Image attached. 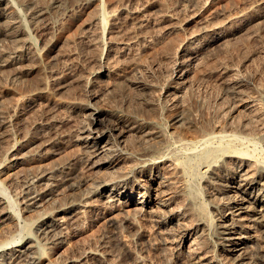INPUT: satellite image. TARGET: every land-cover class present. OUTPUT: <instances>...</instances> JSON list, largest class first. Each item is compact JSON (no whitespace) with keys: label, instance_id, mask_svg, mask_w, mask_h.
I'll return each instance as SVG.
<instances>
[{"label":"rangeland","instance_id":"374dc122","mask_svg":"<svg viewBox=\"0 0 264 264\" xmlns=\"http://www.w3.org/2000/svg\"><path fill=\"white\" fill-rule=\"evenodd\" d=\"M7 2L10 4L3 5L0 13L21 22L26 37L20 38L31 42L32 56L29 62L25 59L5 68L0 59V183L5 198L12 202L13 216L5 222L0 220V247H14L33 238L41 243V264H96L85 252L100 254L107 264H135V260H140L139 264H177L181 252L183 264H193L182 251L177 253L170 241L185 231L195 233V223L201 219L206 225L204 232H196L188 244L196 237L197 246L216 264L229 263L220 226L233 192L229 188L232 184H226L229 182L219 175L232 174L238 168L232 161L213 171L206 163L201 164L199 176L182 177L179 169L174 172L165 165L159 173L143 174L145 180L151 174L163 177L158 183L162 181V191L167 192L156 193L153 203L173 196L171 206L157 214L142 215L127 198L110 205L102 199L100 202L99 197L83 218L56 231L59 244L55 236L52 244L40 239L37 230L41 217L54 219L53 213L86 198L104 177L128 172L130 163L139 160L138 166L145 154L158 156L160 151L154 149L157 142L174 140L186 131L193 136H239L233 149H244L255 162L264 163V0ZM3 16L0 58L17 44L16 39L2 34L8 25ZM188 48L195 52H188ZM181 60L189 62L177 72ZM93 109L102 113L101 129L123 119L141 132L159 133L160 139L148 144L139 138L141 132L125 135L121 140H125L126 148L117 170L96 168L94 162L100 160L90 163L89 154L73 138L85 126H92ZM3 118L9 123L3 124ZM53 139V147L42 149ZM31 141L35 144L25 149L26 159L13 162L11 154ZM110 142L114 144V140ZM171 148L174 158L182 160L186 150L178 144ZM39 170L55 177L39 187L32 182ZM45 186L52 187L50 197L37 208L25 206L26 192L32 188L40 192ZM177 206L189 214L188 219L166 222L169 208ZM200 206H205L207 213L201 210V214ZM252 244L240 246L245 248L246 259L255 252Z\"/></svg>","mask_w":264,"mask_h":264},{"label":"bare ground","instance_id":"6f19581e","mask_svg":"<svg viewBox=\"0 0 264 264\" xmlns=\"http://www.w3.org/2000/svg\"><path fill=\"white\" fill-rule=\"evenodd\" d=\"M8 4H10V3L7 2V0H0V10H1V7L3 5L8 6ZM4 12H2V13H4ZM42 14L43 13L40 12L39 15H42ZM102 15L104 16V14H102ZM1 16H3V14L0 13V17ZM2 18H6L7 24H8V25L6 24L7 26L4 25L6 28L4 27L5 30L2 32V34L6 37L16 39L17 41L15 40V42L17 44H15L14 47H12V49H10L11 51H9V52L4 51L2 53V57L0 58V59H2L1 65L4 68L8 67V66H16L18 64H21L22 60L24 61L25 59H28V62H29L30 56H32V54H31L32 45L30 44L31 42L28 39L25 40V38H24L22 40V38H23L22 36L24 35L26 37V35H25V31L21 28L22 27V25H20L21 22L19 20L13 19V18H11V16L9 17L7 15H4ZM101 23H102V21H101ZM101 26L102 25H100V27ZM140 28H141V26H140ZM0 34H1V32H0ZM20 37H22V38H20ZM27 38H28V36H27ZM30 45H31V47H30ZM7 50H9V49H7ZM33 51L35 52V50H33ZM188 52L193 53L195 51H194V49L188 48ZM185 54H187V53H185ZM33 58L31 57V59H33ZM186 61L189 62L188 60H183V61L181 60V63L177 62L178 63L176 66V68H177L176 70H178L177 72L182 71L183 65H185V63H187ZM183 73L180 75L182 76ZM238 93L239 92H237V94ZM23 106H24V104H23ZM90 114L93 117L92 126L90 128L89 127L86 128V126H85L84 129L78 131V133L73 136L74 141L78 142L80 145H82V147L85 149V151L89 154L90 157H89L88 161L90 163L95 161V159H97V158H98V160H100V161H95L93 166H95L96 168H103L106 166L109 169H114V168H116V166H118L120 164V162H121L120 160H122V159H120V157H121L120 155L122 154V156H123L124 153H122V152H123V150H125L124 148H126L125 147L126 142H124L125 140H121V139H123V137L125 135L127 136L129 134L131 136L132 134H134V135L139 134V132H141V131H139L137 129V127L133 126L132 124H126V122L123 119H116L113 122H111L109 125L107 124L108 126H106L105 128L102 127V129H101L99 126H100L101 121H102L101 120L102 113L96 109H93ZM7 119L8 118H3L1 120L2 123L5 125L8 124L9 119L8 120ZM50 122H51V120H50ZM50 122H49V124H50ZM232 124H234V123H232ZM183 126H184V124H183ZM48 128H49V126H48ZM231 128H233V127H231ZM51 130L52 129L49 128L50 132H51ZM229 131H230V129H229ZM234 131H235V129H234ZM46 132H48V130ZM50 132H48L47 134H50ZM184 132L182 131L183 134H185V133L186 134L182 135L181 131H180V134L182 136H180V134H179L180 137H177V138L174 135L176 138L174 140H170L171 139L170 138L168 140L160 141V143L157 142V147L154 146L155 147L154 149H157L160 151V153H158V156L146 157V154L145 155L143 154L145 157L140 160L141 162L138 166H135V164L138 163L139 160H138V162L135 161L134 165H133V163H130V165H129L130 170L126 167L129 170L128 172L125 171V172H123V174H119V175L115 174V175H111V176L109 175V177H106V178L104 177V179H102L98 184H95L94 188L90 191V193H88L89 194V195H87L88 197L86 196V198L82 199L81 201H74V202L72 201L73 203L66 205L64 207H61L56 211V213H53V214H56L54 219H48L51 216L41 217L42 223L40 221H38L39 223H41V225L37 230V232H38L37 234H39L38 236H41L40 239H43L45 241H50L47 243L52 244V242L54 243L53 238L55 236V243L56 242L58 243L59 238L56 235V231L60 230V232H61V230H64L70 222L78 221L81 218H83V216L87 214L86 211H87L88 207L90 205L94 204L93 202H95L96 199L99 197H100L99 198L100 202H102V200H104L105 203H108L110 205H114L117 202L120 203L122 201V199L127 198L131 203L134 204L136 211H138L142 215L157 214L158 212L162 211L164 207L168 208L169 206H171V204L173 202V196L169 197L167 199L161 198L157 202L153 203V201L157 200L155 198L154 199L152 198L156 193H158V194L162 193V195H164V193L167 191H165V192L162 191V187H163V185H165L162 183V181H160L158 183V180L163 178V177L161 178L160 174H156V176H154V177L152 176L153 174H151L150 175L151 178L149 180L143 179V174H145L148 171L149 172L151 171V173H153L154 171L156 172L158 170L156 173H159V170L163 169L164 165H165L166 168H171V170H173V171L176 169H179L180 172L182 173V177H183V175L199 176L200 175L199 174V167L201 166V164L206 163L208 170L213 171L216 167H221V166H223L224 168L227 167L228 161L229 162L232 161V162L236 163L238 168L233 170L232 174H229V173H231V172H229L228 175L224 174L225 176L223 174L219 175L220 178L221 177L225 178L226 181L229 182L226 184H229V185L232 184L231 186H229V188L233 192V195H231L229 200H227V202H226V209H225L224 213L222 214V217L224 218V220L222 222V225L220 226V228H221L220 233H221V235L224 236L222 238V246H224V251L228 256L226 259H229V260H227V261H229V263H227V262L226 263L227 264H264V235L259 234V233L264 234V163H263V161H262V164H260L261 162H259V160H256L259 163L255 162L254 159H252V157L249 155V153H246L244 151V149H243L244 152L233 149L234 144L239 140V136H236V135H229L228 136V135H223V134H221L219 136L218 135H212L209 137L204 136V135L193 136L190 134L188 135L187 131L185 133ZM189 132H190V130H189ZM247 132L248 131H246V133ZM158 134L156 132L151 131V130L150 131L145 130V131L141 132V135H140L141 137H139V138L143 139L144 142L148 143L150 141H153V139H155V138L160 139L161 135L159 136ZM160 134H162V133H160ZM58 136H60V135L58 134ZM53 137H55V136H53ZM49 140H51V139H49ZM111 140H114L113 145H111V142H110ZM132 141H135V140H132ZM27 142H29V141H27ZM46 143H48V142H46ZM33 144H35V142L31 141L29 144H26V145L24 144L23 146H21L22 147L21 149L19 147L18 152H16V153L14 152L13 154L10 153L12 155L11 156L12 159L11 158L10 159L15 163L24 161V159H26L25 158L26 156L24 153L25 149L29 148V146H32ZM54 144H55V142L53 139V141H50L47 145H44V147L43 148L41 147V148L44 149L45 147L47 148V146H50V145H52L50 147H53ZM173 144H178L182 149L186 150L184 157H182V160L180 159L181 161L179 159L174 158L175 152H174V149L171 148ZM39 146H40V144H39ZM41 146H43V145H41ZM34 148H36V147H34ZM39 149H40V147H39ZM149 152L150 151H148L147 154H149ZM150 155H152V154H150ZM219 161L221 162V164L218 165L217 163H219ZM168 163H170V164L167 165ZM116 170H117V168H116ZM164 170H165V168H164ZM244 170H246L245 173L243 172ZM67 171H68V169H67ZM53 173H54V171H53ZM215 174L216 173H214V175ZM218 174H220V173H218ZM51 176L55 177V175H53V174L51 175L50 172L47 173V171H45V170L40 171L34 176V178H32L33 179L32 182H36L37 185L40 187V186H42L41 184L43 182L46 184V181H45L46 179H48L49 181L52 180ZM60 177H61V175H60ZM211 177H213V176H211ZM70 179H72V178H70ZM214 182H215V180H214ZM157 183H158V185H157ZM45 184H43V185H45ZM32 186H33V183L31 184V187ZM44 188H46V186ZM49 188H46L44 190H40V192L36 191L33 188L31 190L27 191L26 197L24 196L25 197L24 199L26 200V202H25V200L23 201V202H25V206H27L29 208H31V207L37 208V207L41 206L42 203L44 202V200L49 198L51 195L50 191L52 189H49ZM227 189H228V187H227ZM224 190H225V188H224ZM137 193H139L138 194L139 196L136 195ZM5 196H6L5 189H4L3 185L0 183V220H2L4 222L7 220H11L13 217V216H11V213H10V208H12V202L9 201L8 199H6ZM185 196H183V197H185ZM94 199H95V201H93ZM179 199H180V197H179ZM183 200H185V199L183 198ZM182 204H183V202H182ZM193 204H194V202H193ZM202 204H203V202H202ZM187 205H188V203H187ZM174 206H175V203H174ZM192 206H190V207H192ZM179 207L177 206V208H175V207L169 208L168 216H167V219L165 220L166 222L173 223V222L178 221V223H179L181 221V223H182V220L188 219L189 214H187L186 212H183L185 210L183 208H179ZM204 207L200 206L199 212H201V210H202V212H203V210H206L205 209L206 207L205 208ZM202 212H201V214H202ZM164 213H167V212H164ZM206 213H207V210H206ZM202 217H203V215H202ZM161 220L163 222L164 219L161 218ZM2 221H0V222H2ZM197 221L198 222L195 223V227H196V229L197 228L198 229L195 231L197 233L201 232V234H202L204 232V228L206 225L204 224V222H202L201 219H199ZM213 221H214V219H213ZM75 223H77V222H75ZM131 223H132V221H131ZM211 224H212V222H211ZM166 230H168V229H166ZM134 231H136L138 233V230L135 229ZM168 231H170V230H168ZM195 233L191 234L188 231L182 232L179 235V237H177V239L174 238L170 242H172L171 243L172 246L174 245L176 247V250H179V251H177V253L182 251V253L185 256H188L190 259L193 260V262H194L193 264H216V262L211 259L212 257L210 258L208 256V254L204 253V251L203 252L201 251L200 246H197L195 236H194L195 239H193V241L188 244L189 239L193 238V235H195ZM43 243H45V242H43ZM247 243L255 244V252L248 259H246L247 256L245 254V250H244L245 248H240V246L246 245ZM8 245H4V246L0 247V264H16V263H19L22 261H26L27 262L26 264H41V260L43 257L40 254L41 243H39L35 239L31 238L28 241H26L25 243L18 244L14 247H8ZM44 246H45V244H44ZM85 254L89 255L90 257H93L100 264H107V263H105L104 258H102V256L96 252H92V253H90V252L86 253L85 252ZM180 254H181V252L179 253V255L177 254L178 255L177 264H183L182 257H180ZM79 259H81V257ZM213 259H214V257H213ZM139 261L135 260V264H139ZM97 262H96V264H97ZM70 263L76 264L75 261H72ZM166 264H169V262H166Z\"/></svg>","mask_w":264,"mask_h":264}]
</instances>
